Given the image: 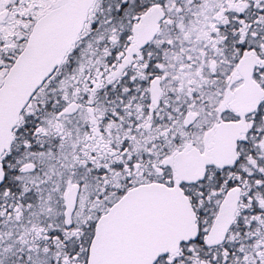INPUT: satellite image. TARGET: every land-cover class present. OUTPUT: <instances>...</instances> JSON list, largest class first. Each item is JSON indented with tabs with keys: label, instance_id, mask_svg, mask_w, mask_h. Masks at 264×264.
<instances>
[{
	"label": "snow or ice",
	"instance_id": "snow-or-ice-1",
	"mask_svg": "<svg viewBox=\"0 0 264 264\" xmlns=\"http://www.w3.org/2000/svg\"><path fill=\"white\" fill-rule=\"evenodd\" d=\"M0 264H264V0H0Z\"/></svg>",
	"mask_w": 264,
	"mask_h": 264
}]
</instances>
